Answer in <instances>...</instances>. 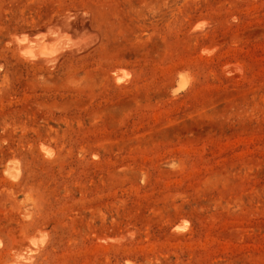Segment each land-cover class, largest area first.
Here are the masks:
<instances>
[{"label": "rangeland", "instance_id": "rangeland-1", "mask_svg": "<svg viewBox=\"0 0 264 264\" xmlns=\"http://www.w3.org/2000/svg\"><path fill=\"white\" fill-rule=\"evenodd\" d=\"M52 26L76 47L20 60ZM40 234L31 264H264V0H0V264Z\"/></svg>", "mask_w": 264, "mask_h": 264}, {"label": "bare ground", "instance_id": "bare-ground-1", "mask_svg": "<svg viewBox=\"0 0 264 264\" xmlns=\"http://www.w3.org/2000/svg\"><path fill=\"white\" fill-rule=\"evenodd\" d=\"M54 40L57 41L55 44L53 42ZM13 44L20 60L28 63H38L43 66L53 65L59 55H61L65 50L66 52L67 50H72L71 48L74 46L68 42V35L65 30L55 26L48 27L44 32H36L31 36L27 34H21L19 36L15 35L13 37ZM75 47L76 46H74V48ZM114 77L117 83L125 80L122 75H120V77H116L115 75ZM183 86V84H179L175 91L182 89ZM44 154L49 157L51 156V151L44 147ZM9 172L11 171H5L8 177L13 180L18 178V173H12L13 171L11 173ZM178 229L179 227L174 228V230ZM44 243V234H40L39 238H29L31 248L27 249L26 252L23 253L16 252L13 260L6 264H31L32 255L37 253Z\"/></svg>", "mask_w": 264, "mask_h": 264}]
</instances>
